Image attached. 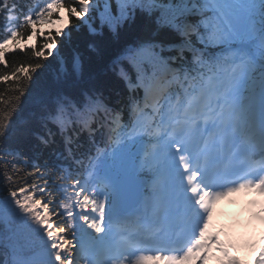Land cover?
<instances>
[{
  "label": "snow or ice",
  "instance_id": "1",
  "mask_svg": "<svg viewBox=\"0 0 264 264\" xmlns=\"http://www.w3.org/2000/svg\"><path fill=\"white\" fill-rule=\"evenodd\" d=\"M82 29L120 46L109 79ZM33 37L37 62L0 74V264H208L214 247L241 264L211 229L221 200L264 196V0H0V65ZM57 138L58 184L23 150Z\"/></svg>",
  "mask_w": 264,
  "mask_h": 264
},
{
  "label": "trees",
  "instance_id": "2",
  "mask_svg": "<svg viewBox=\"0 0 264 264\" xmlns=\"http://www.w3.org/2000/svg\"><path fill=\"white\" fill-rule=\"evenodd\" d=\"M73 24L78 23V21L74 20L72 21ZM41 31V29H38ZM28 31L25 30V37H27ZM34 44H37V46L42 45L45 41L43 38H35ZM59 39V38H58ZM90 39H96L97 43L100 45L102 49V54L100 56H93V57H87L85 58V66L87 72L91 73L92 75L96 76L100 79H109L111 76V71L109 68V65L111 64V61L115 59V57L120 53V46L110 43L107 40L100 38V37H90L87 33V29H82L81 33L78 34V46L81 48V50L85 49L87 46V43ZM29 39L22 40L20 42H27ZM24 49V48H23ZM61 52L67 56L68 52L66 49H61ZM8 62V67L5 68L3 65H0V74H3L5 72L10 73L13 68L18 67L21 64H27V63H35L37 62L35 58L32 56L31 51L29 50L27 53L23 51H10L9 55L6 57ZM41 63H44L47 65V67L42 70L41 72V80H43L46 77H51L54 75L56 70V60L53 57H49L47 61L41 60ZM35 79V77H34ZM6 85L3 82H0V93L5 92ZM6 95H11V93H6ZM57 144L52 145L50 148H46L42 150V154L40 149H37L34 147V141L31 143H28L26 146H24L23 150L27 152L28 156L32 158V162L39 163L40 165L47 164L49 166V172L48 175L52 181H55L57 184L60 183V176L61 173L56 168L57 161L54 155L55 151H62L63 145L59 143V138H57ZM11 147H15L16 145H10ZM87 145H85V148ZM32 169L29 167L28 171H31ZM30 181H34L37 184L41 183V180L38 177H28ZM6 187V183L4 182V179L2 176H0V192L3 191V189ZM2 255H0V259H4Z\"/></svg>",
  "mask_w": 264,
  "mask_h": 264
},
{
  "label": "rangeland",
  "instance_id": "3",
  "mask_svg": "<svg viewBox=\"0 0 264 264\" xmlns=\"http://www.w3.org/2000/svg\"><path fill=\"white\" fill-rule=\"evenodd\" d=\"M60 16H63L65 17V20L63 22H57L55 24H43L42 26V29L41 31H48V30H59L60 28L64 27V24H67L68 23V20H67V14L62 10L60 12ZM35 43V40L34 39H29L27 42H20L18 45H15V44H12V42H10V48H15V49H23L25 48L27 45H32ZM255 226V225H254ZM253 228L252 227L250 229V231L253 233V235L255 237H257L258 239H261L264 241V230H258L257 232H254L253 231ZM240 255V257L242 259L244 258H247V257H250V256H247V255H241V253H238ZM237 254V255H238ZM236 255V256H237Z\"/></svg>",
  "mask_w": 264,
  "mask_h": 264
}]
</instances>
